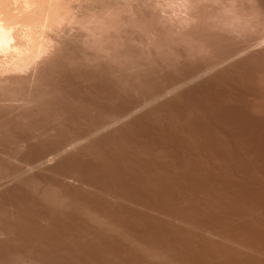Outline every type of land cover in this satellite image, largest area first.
Masks as SVG:
<instances>
[{
    "label": "rangeland",
    "instance_id": "rangeland-1",
    "mask_svg": "<svg viewBox=\"0 0 264 264\" xmlns=\"http://www.w3.org/2000/svg\"><path fill=\"white\" fill-rule=\"evenodd\" d=\"M61 5L0 73V264H264V0Z\"/></svg>",
    "mask_w": 264,
    "mask_h": 264
},
{
    "label": "bare ground",
    "instance_id": "bare-ground-1",
    "mask_svg": "<svg viewBox=\"0 0 264 264\" xmlns=\"http://www.w3.org/2000/svg\"><path fill=\"white\" fill-rule=\"evenodd\" d=\"M61 1L0 0V51L7 54L3 60L0 57V73L30 68L46 53L52 41L45 37L46 31L49 33L51 29L60 28L66 19L67 12ZM16 38H20L17 44L14 42L19 41Z\"/></svg>",
    "mask_w": 264,
    "mask_h": 264
}]
</instances>
